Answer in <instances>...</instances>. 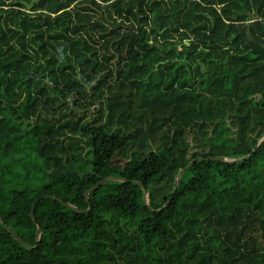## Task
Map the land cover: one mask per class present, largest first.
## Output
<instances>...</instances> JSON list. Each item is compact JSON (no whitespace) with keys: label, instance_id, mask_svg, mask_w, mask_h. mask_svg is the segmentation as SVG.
Instances as JSON below:
<instances>
[{"label":"trees","instance_id":"trees-1","mask_svg":"<svg viewBox=\"0 0 264 264\" xmlns=\"http://www.w3.org/2000/svg\"><path fill=\"white\" fill-rule=\"evenodd\" d=\"M17 1L0 0V218L37 246L0 223V264H264V0ZM106 176L129 181L87 202Z\"/></svg>","mask_w":264,"mask_h":264},{"label":"water","instance_id":"water-1","mask_svg":"<svg viewBox=\"0 0 264 264\" xmlns=\"http://www.w3.org/2000/svg\"><path fill=\"white\" fill-rule=\"evenodd\" d=\"M35 0H30L29 3L25 2V1H22V0H19L17 2L19 3H23L26 8L29 10L33 3H34ZM249 27H247V38L248 40H252V36L251 34L249 33V30H248ZM264 138V132H262V134L259 136V138L257 139V144L256 146H258L261 141L263 140ZM249 157V154L243 156V157H239V158H228V157H224V156H210L209 158L211 159H216V160H221L223 162H239V161H242V160H245ZM203 159V157H199L198 160H201ZM195 161V159H192L190 160L185 166H183L182 168H180L176 175H175V178H174V187H173V191L178 187L179 185V182H180V176L181 174L183 173V171L189 166L191 165L193 162ZM122 181V182H128L129 179H126L124 177H120V176H106L104 178H102L101 180H99L96 184L90 186L88 189L85 190L84 192V196H85V199L86 201L88 202V195H89V192L98 188L99 186L103 185L104 183L108 182V181ZM133 184L139 186L142 190V196H143V202L144 204L149 208L150 211H160L162 207L165 206V204L158 208V209H154L150 203V200H149V196H148V191L146 189V187L144 186V184L140 181H137V180H132L131 181ZM49 197H51L52 199L54 200H57L59 202H62L64 203L67 207L75 210V211H78V212H86L90 209V206H88L86 209H80L72 204H70L69 202H64L61 198H58V197H55V196H52L50 195ZM38 199H36L34 202L31 203V207H30V216L32 218V220L35 219L34 217V214H33V207L36 203ZM0 223H3V226L6 228L7 231L10 232V234L13 236L14 239H16L17 241H19L23 246H25L27 249H32L34 247L37 246V244L31 246L29 245L28 243H26L24 240H22L7 224L4 223V221L0 218ZM40 236H41V229L39 226H37L36 228V234H35V241L38 242L40 240Z\"/></svg>","mask_w":264,"mask_h":264},{"label":"rangeland","instance_id":"rangeland-1","mask_svg":"<svg viewBox=\"0 0 264 264\" xmlns=\"http://www.w3.org/2000/svg\"><path fill=\"white\" fill-rule=\"evenodd\" d=\"M83 111L79 112L80 115H82ZM154 152L158 155L161 154V149H159L158 147H154ZM123 162H121L120 160L116 159L114 161V167H119Z\"/></svg>","mask_w":264,"mask_h":264}]
</instances>
